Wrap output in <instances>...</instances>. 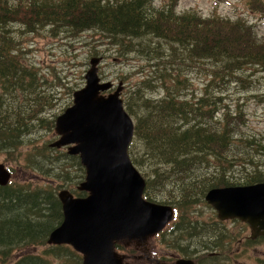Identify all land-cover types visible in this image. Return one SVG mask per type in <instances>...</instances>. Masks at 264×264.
<instances>
[{
	"label": "trees",
	"instance_id": "obj_1",
	"mask_svg": "<svg viewBox=\"0 0 264 264\" xmlns=\"http://www.w3.org/2000/svg\"><path fill=\"white\" fill-rule=\"evenodd\" d=\"M154 2L0 0V89L3 90L0 93V151L18 150L25 135L33 132L34 119L44 120L39 116L45 104L41 95L26 106L15 103L17 87L31 94L35 92V84L19 60V41L10 35L14 25H24L30 31L45 26L73 33L95 29L105 38H111V44L120 46L122 54L137 52L145 55L147 61L156 60L152 67L157 68L147 74V79L138 81L135 90L124 99L125 109L134 120L129 154L146 179L145 197L159 202L157 197L162 196L161 203L176 209L177 217L160 233L161 242L174 249L177 256L187 257L216 246L220 240L213 227L219 222L214 218L215 222L207 225L208 239L203 241V249L192 250L190 242L182 243L188 237H202L200 220L193 222L188 215L199 202H205L210 189L264 181L261 173L235 179L229 171L240 155L264 153V138L258 132H241L247 121L244 104L232 106L224 102L223 97L215 95L212 86L204 89L201 97L185 92L190 81L173 73L181 67L175 63L184 64L182 61L187 58L185 65L196 66L209 60L222 67L221 72L212 71L214 75L211 74L209 83L215 76L228 77L225 79L228 82L233 78L243 81L264 71V40L240 17L231 21L220 14L208 18L196 12L180 14L173 3L156 7ZM249 4L252 10L264 15V0ZM261 101L264 103V97ZM217 111H221L219 116ZM66 155L76 163L79 177L85 179L86 169L79 155L68 152ZM32 161L35 166L31 170L50 175L43 172L41 162ZM145 163L152 164L151 174L144 170ZM68 168L64 169L65 174L71 170ZM61 175L55 176L61 178ZM57 190L51 183L34 186L30 182L18 183L13 178L9 184L0 185L1 264H5L4 258L9 264H45L43 256L26 252L40 245H48V252L58 255L69 250L77 258V264L83 263V257L70 246L48 243L50 233L64 217ZM77 190V196L87 195L78 186ZM116 247L134 256L130 260L136 259L139 250L136 244L118 243ZM176 253L169 254L163 262H173ZM207 257L204 252L193 260L197 264H210L203 260ZM130 264L138 263L133 260Z\"/></svg>",
	"mask_w": 264,
	"mask_h": 264
},
{
	"label": "rangeland",
	"instance_id": "obj_2",
	"mask_svg": "<svg viewBox=\"0 0 264 264\" xmlns=\"http://www.w3.org/2000/svg\"><path fill=\"white\" fill-rule=\"evenodd\" d=\"M250 1L253 0H155L153 5L159 7L173 3L178 13L196 12L203 18L220 14L222 17L234 21L240 17L241 20L253 26L258 38L264 40V15L252 10ZM10 35L19 41L20 51L17 52L19 60L25 72L30 74L31 79L34 78L35 84V92L31 94H28L23 88L17 87V91L14 93L17 99L15 103L26 106L28 102L32 104L35 98L41 95L45 104L39 116L44 117V120L34 119L33 132L25 135L24 142L18 150L0 151V163L13 171L11 179L13 178L18 183L30 182L34 186L51 183L53 187L58 188L57 192L61 189H68L77 195V186L79 188L82 180L85 179L79 177L80 173L75 169L76 163L66 155L68 148L59 149L52 146L59 139L55 132L56 118L73 104V93L85 86V75L91 68L92 58H100L98 67L102 79L112 80L117 85L122 83L121 95L124 99L135 90L138 81L147 79V74L157 68L156 66L152 67L156 60L147 61L145 55L137 52L122 54L120 46L116 47L111 44V38H105L102 32L95 29L73 33L64 29L53 30L51 26H45L30 31L26 26L16 24ZM186 61L187 58L182 61L184 64L175 63L176 67H180V65L181 67L180 70L173 71L174 74H181L189 79L190 83L188 84L190 85H186L185 92L201 97L204 89L212 86V91L216 96L223 97L224 102L232 106L244 104L247 121L242 126L241 132H258L261 134L260 137L264 138V103L261 101V98L264 97V71L258 72L252 78H243V81L233 78L228 82L225 80L228 77L215 76V79L209 83L212 71L221 72L222 67L216 66L209 60L207 63L199 62L196 66L185 65ZM257 78L258 81L255 80ZM222 80L226 83L222 84ZM0 93H3V90L0 89ZM4 96L7 98L6 93ZM7 102H13V100L7 99ZM220 113L221 111H217L216 115L219 116ZM51 121H53V126H51ZM36 147L41 149L34 150ZM57 157L60 159L57 160ZM32 160L41 162L44 168L43 172L50 174L49 177L31 170L35 166ZM231 165L229 171L235 179L259 173L264 175V153L242 154L240 160ZM151 166L152 164L148 163L143 165L148 174L152 173ZM66 167L71 169L68 168L70 170L68 174L64 173ZM59 173H62L61 178L55 176ZM148 174L146 175L150 178L151 175ZM48 178H51L52 181H49ZM157 200L164 201L162 196L157 197ZM193 210L188 218L193 222L196 219L200 220L199 229L202 232L200 235L202 237L192 239L188 237L182 243L190 242L192 250L203 249V241L208 239V233L205 232L208 228L207 225L216 218L215 220L219 223L214 224L213 227L216 228L220 237L216 246L197 253L194 252L191 256H177L176 251L161 242L160 234H157L150 237L146 245L140 244L136 259H128L126 262L132 263L134 260L138 264H156V258L160 262L166 261L165 257H170L169 254L171 255L172 252L176 253L173 262L176 261V258L182 257L195 260L198 254L206 252L208 257L203 260L210 264L216 262V264H264V237L254 241L248 223L241 220L235 222L226 220V222L222 221L225 223H221L217 212L206 200L204 203L199 202ZM203 222H206V225ZM48 248V245H40L26 252L43 256L46 258L42 259L45 264H77V258L69 250L58 255L48 252ZM70 248L82 256L72 246ZM118 251L131 255L127 250ZM214 254L215 257H213ZM146 255H149L150 259ZM4 260L5 264H9L6 258ZM13 261L14 258L10 263Z\"/></svg>",
	"mask_w": 264,
	"mask_h": 264
},
{
	"label": "water",
	"instance_id": "obj_3",
	"mask_svg": "<svg viewBox=\"0 0 264 264\" xmlns=\"http://www.w3.org/2000/svg\"><path fill=\"white\" fill-rule=\"evenodd\" d=\"M99 60L91 59L85 86L73 93V104L55 121L59 139L52 146H68L69 154L79 155L86 169L79 189L88 194L75 196L67 189L59 192L64 217L50 233L48 243L72 246L82 254V264H129L124 261L128 256L119 253L116 244L146 245L175 218V210L144 197L146 180L128 153L134 122L119 97L121 84L114 93L102 94L115 83L101 78ZM10 177L0 163V185L8 184ZM205 200L219 220L239 219L250 225L252 238L264 235V182L215 187ZM155 261L196 264L185 258L172 263Z\"/></svg>",
	"mask_w": 264,
	"mask_h": 264
},
{
	"label": "bare ground",
	"instance_id": "obj_4",
	"mask_svg": "<svg viewBox=\"0 0 264 264\" xmlns=\"http://www.w3.org/2000/svg\"><path fill=\"white\" fill-rule=\"evenodd\" d=\"M119 43V42H118ZM207 62V61H206ZM150 63V62H149ZM195 63V62H194ZM103 93H105V94H110V93H114L115 92V90L113 89V88H111V89H109V90H106V91H102ZM119 97L124 101V98H123V96L121 95V93H120V95H119ZM264 181H259V182H256V183H263ZM28 212V211H27ZM213 231V230H212ZM210 232V231H209ZM187 234V233H186ZM216 242V241H215ZM201 246V245H200ZM213 247H214V245H213ZM193 253V252H192ZM205 260V259H204ZM217 263V262H216Z\"/></svg>",
	"mask_w": 264,
	"mask_h": 264
},
{
	"label": "flooded vegetation",
	"instance_id": "obj_5",
	"mask_svg": "<svg viewBox=\"0 0 264 264\" xmlns=\"http://www.w3.org/2000/svg\"><path fill=\"white\" fill-rule=\"evenodd\" d=\"M253 184V183H252ZM239 185H246V184H239ZM234 186H238V185H234ZM234 220H238V219H234ZM220 221H226V220H220ZM249 225V224H248ZM250 226V225H249ZM262 237H264V235H262V236H258V237H256V238H252L254 241L256 240V239H259V238H262Z\"/></svg>",
	"mask_w": 264,
	"mask_h": 264
}]
</instances>
